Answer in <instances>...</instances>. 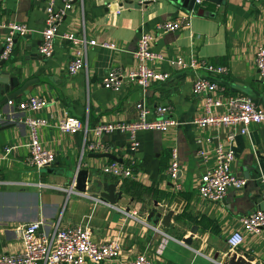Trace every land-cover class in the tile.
Listing matches in <instances>:
<instances>
[{
    "label": "crops",
    "instance_id": "crops-1",
    "mask_svg": "<svg viewBox=\"0 0 264 264\" xmlns=\"http://www.w3.org/2000/svg\"><path fill=\"white\" fill-rule=\"evenodd\" d=\"M60 3L56 0L57 5ZM46 5V0L0 3V20L24 22L31 29L16 39L10 57L0 63V71L17 75L21 81L32 79L23 93L5 103L1 102L5 92L0 93V255L19 249L16 224L43 219L50 229L57 221L61 225L86 223L93 239L118 237L124 253L145 252L150 264H213L210 258L225 262L233 253H247L253 256L251 264H264V229L248 233L239 220L245 213L264 209L260 180L264 176V121L250 122L246 133H240L238 123L199 127L192 121L204 114L202 98L192 90L197 74L212 77L220 84L222 103L211 108L213 113L224 112L226 98L238 94L250 95L264 109V79L255 65V50L264 45V0L195 2L188 26L161 32L152 43L158 56L147 64L168 71L169 77L150 80L144 89L125 82L120 91L102 86L104 74L111 68L131 70L140 32L189 10L169 0L146 4L138 0H72L55 37L53 54L44 57L37 47ZM4 32L0 29V50ZM65 34L85 41L86 63L74 73L68 71L67 63L73 48L83 42L75 45ZM92 39L98 43L90 44ZM102 42H111L112 46ZM178 57L186 63L206 59L224 64L228 70L217 74L202 68L175 69L171 61ZM31 94L50 101L46 108L34 112L35 117L45 120L39 128L40 142L56 152L55 160L40 170L26 163L28 127L24 119L29 112L17 107V101ZM138 104L148 110V119L157 116V105H170V116L178 123L163 131H138L139 146L134 153L128 149V134L119 128L95 134V125L134 119ZM64 113L87 121V130L70 132L58 128L56 119ZM227 131L235 133V157L230 169L244 177L246 183L241 188L230 187L223 200L210 201L198 193L197 186L203 172L214 164L212 148ZM90 140L101 141L105 149L82 152ZM8 145L12 149L5 154L3 150ZM173 147L178 153V186L167 173ZM200 147L210 150L205 160L197 154ZM98 153H109L116 159ZM131 158L136 176L125 179V183L101 171L110 160L126 163ZM78 168L88 171L90 181L84 191L102 200L74 191L76 183H71ZM109 183L116 184L119 194L114 204L100 196L103 185ZM122 208L135 211V216ZM150 209L161 213L156 224L146 218ZM164 215H168L165 229L161 223ZM234 230L242 231L244 237L232 251L227 237Z\"/></svg>",
    "mask_w": 264,
    "mask_h": 264
},
{
    "label": "built area",
    "instance_id": "built-area-1",
    "mask_svg": "<svg viewBox=\"0 0 264 264\" xmlns=\"http://www.w3.org/2000/svg\"><path fill=\"white\" fill-rule=\"evenodd\" d=\"M3 0H0V3ZM140 4H146L155 0H138ZM201 0H196L200 2ZM256 1V0H252ZM46 11L43 18L41 29V39L38 44V52L44 57H49L54 51V40L58 33L60 23L64 19L67 11L71 7L72 0H61L59 5L56 0H46ZM193 8L187 14L171 19H164L156 22L152 28L142 30L137 38L136 46L133 49L135 58L134 67L128 72L119 68L109 69L101 79L102 86L114 91H120L125 82H130L146 88L150 80L163 81L169 77L168 71L157 70L147 64V61L156 58L158 55L152 49V43L157 36L164 31H173L189 24V16ZM0 29L4 30V38L0 50V58L8 59L14 49L16 39L28 34L30 27L15 20H0ZM65 36L75 45L83 42L82 45L73 48L67 69L70 73L77 72L86 63L85 41L79 40L76 36L65 34ZM90 44L98 43L97 40H90ZM102 45L112 46L111 42H102ZM173 68L191 67L194 69L202 68L207 72L223 74L228 67L224 64L210 62L206 59H193L186 63L180 57L171 61ZM255 65L260 77L264 79V45H259L255 50ZM192 90L195 95L202 98L204 114L194 117L192 120L199 127L209 124H240V133L248 132L250 122L264 121V109L259 107L252 97L247 94L229 95L226 98V110L222 113H213L212 107L222 103L219 97L220 84L214 78L197 74L192 83ZM50 101L43 96L28 95L17 101V107L28 111L25 116V123L28 127V155L26 163L31 168L40 170L51 164L56 158V152L42 145L39 139V128L45 123L44 119L34 116V112L46 108ZM137 116L126 122L103 123L94 126L95 134L108 132L114 128H119L129 136L128 149L134 153L139 146L137 133L144 129L166 130L171 125L177 124L170 116L171 107L167 104H159L155 107L156 117L148 119V110L138 104ZM3 112L0 110V119ZM56 125L61 130L76 132L86 131L87 121L76 116L64 113L57 117ZM235 133L227 131L224 137L218 140L212 148L214 164L206 169L202 174V179L197 186L198 193L210 201H221L224 199L230 187L241 188L245 185L246 179L235 174L230 169V163L235 157L234 149ZM200 143V139L197 138ZM12 149L11 146L4 147L7 154ZM104 145L99 140L86 142L82 149L87 151H103ZM209 149L200 147L197 154L205 160L208 157ZM179 161L175 147L171 149L170 160L167 166V173L173 180L174 185L178 186ZM103 173L117 177L119 180L124 178H134L136 176L134 159L130 162H120L110 160L101 167ZM263 183L262 195L264 198V176H260ZM76 183V176L73 175L72 186ZM3 181H0V185ZM38 184L48 185L42 182ZM72 188L69 187L68 190ZM77 194L94 197L102 200L98 196H92L85 191L74 189ZM129 215L135 216V211H126ZM145 224H149L145 219L139 218ZM244 230L251 234L260 233L264 229V209H256L245 213L239 217ZM18 233L20 247L18 250H8L0 255V264H98L104 261H114L118 264H150L145 252H123L122 242L118 237H109L101 241L92 238L91 228L88 224L77 223L72 225H61L55 222L50 228L46 227L43 219H36L29 222L18 223L15 225ZM161 230V229H156ZM243 233L240 230L232 231L227 237L229 249L234 251L243 242ZM213 264H226L220 258H210Z\"/></svg>",
    "mask_w": 264,
    "mask_h": 264
},
{
    "label": "water",
    "instance_id": "water-1",
    "mask_svg": "<svg viewBox=\"0 0 264 264\" xmlns=\"http://www.w3.org/2000/svg\"><path fill=\"white\" fill-rule=\"evenodd\" d=\"M170 3L185 7L188 10H191L196 0H169ZM212 2L219 3L221 0H209ZM200 12V11H199ZM5 62V59H1V64ZM32 79H25L24 81H21L17 75L10 76L9 72L6 70L0 71V83L2 84L0 86V93L5 92V95L2 97L1 102H7L9 99H14L19 94L23 93L26 87L31 84ZM99 155H108L110 157H113L116 159L114 155H111L109 153H98ZM76 176V184L75 187L78 190L84 191L86 189V183L89 182L90 179H87L88 171L84 168H78L74 172ZM116 184L115 183H109L103 185L102 191H100V196L108 201L111 204H114L119 197L118 192L115 191ZM118 194V195H117ZM160 214L156 209H150L148 211V214L146 216L147 220L152 221L153 224H156L158 219L160 218ZM161 223L165 229V224L168 220V215H164L161 219ZM253 260V256L248 255L247 253H244V255H236V253H233L230 257L225 258L226 264H251V261ZM259 264V263H255Z\"/></svg>",
    "mask_w": 264,
    "mask_h": 264
},
{
    "label": "trees",
    "instance_id": "trees-1",
    "mask_svg": "<svg viewBox=\"0 0 264 264\" xmlns=\"http://www.w3.org/2000/svg\"><path fill=\"white\" fill-rule=\"evenodd\" d=\"M125 179H128V178H124V183L127 182V180H125Z\"/></svg>",
    "mask_w": 264,
    "mask_h": 264
}]
</instances>
